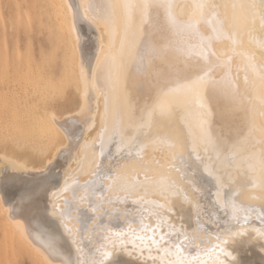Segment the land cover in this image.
Segmentation results:
<instances>
[{
    "label": "snow or ice",
    "instance_id": "6c2138e0",
    "mask_svg": "<svg viewBox=\"0 0 264 264\" xmlns=\"http://www.w3.org/2000/svg\"><path fill=\"white\" fill-rule=\"evenodd\" d=\"M81 7L83 20L98 21L90 16L91 4ZM155 7L166 9L178 41L153 21ZM176 7L186 20H177ZM106 10V23L119 18L121 48L127 44L137 72L148 73L157 59L175 57V63L154 76L148 73L155 95L142 104L128 103L123 115L119 108L110 110L106 100L99 125L90 116L83 121L87 129L75 119L62 126L66 138L76 140L70 147L83 155L82 184L67 173L61 183L55 155L32 169L13 160L0 168V204L24 222H40L34 242L48 264L57 259L58 264H252L253 250L264 264V119L258 124L256 118L257 108L264 118V43L260 56L244 53V95L251 90L258 101L252 114L238 109L214 129L205 102L209 92L241 95V69L233 76L232 56L225 53L222 60L216 46L228 41L244 48L243 37L257 22L264 31V0L231 5L116 0ZM80 17L75 7L73 27ZM192 40L198 43H188ZM231 50L236 53V47ZM80 55L81 76L95 78L92 58L84 48ZM95 60L99 66L100 57ZM218 69L224 70L219 80ZM108 72L106 83L112 80L111 65ZM173 77L180 87L172 86ZM66 193L71 195L62 197Z\"/></svg>",
    "mask_w": 264,
    "mask_h": 264
},
{
    "label": "bare ground",
    "instance_id": "6f19581e",
    "mask_svg": "<svg viewBox=\"0 0 264 264\" xmlns=\"http://www.w3.org/2000/svg\"><path fill=\"white\" fill-rule=\"evenodd\" d=\"M27 1L28 2L25 3V6H26V4H27V6L30 4L29 3L30 0H27ZM42 1L39 2V0H38V3H41L42 6L47 5V6H45V11L43 10L44 6L42 7L40 4H38L37 7L35 6L36 8L34 7V9L37 10L38 6H39V9L42 8L41 10L44 11V14H45L44 16H46L45 18L50 19V21L52 20L54 22V25H52V27H54L53 29H55V27H56L55 30H58V32H59V33L57 31L54 32V33L57 32V34H59V36H58L59 38L55 37L56 42L59 39L58 44L61 42L64 46H66V49H65V47L62 48L63 47V46H61L62 44L59 45V46H61V48L63 50L65 49V54H66V56H65L63 54L64 51L62 50L61 51L62 56H65V58L62 57L61 55H60V57L67 60V61L65 60L67 62V63L65 62L67 65H63V66H67L66 67L67 68L66 74H65V71H63V70L62 71L64 73L63 75L66 78L65 80H68L69 83L71 82V84L74 85L73 86L74 89L77 90V92H78V94H76V95H78V98H77L78 99V106L73 111L72 110H66L64 112H59L58 111L59 109L57 110L58 106L56 107L55 105H52V104L48 105L46 103H42V104L40 103L39 104L40 100H42V95L46 92V90L48 91L49 88H54L55 85L57 86V84L56 83L54 84V80H52L50 77L44 75V74L48 75L50 72V69H48L49 71L46 70V73H44V74L42 73L44 71V67L46 69L47 65H45L43 67V70L41 69L42 67L40 68V70L42 72L39 70V68L37 66H36L37 70L35 69L34 71L32 69L26 68V67L25 68L20 67L21 69L20 70L18 69L19 71L17 69H15L16 62L17 61L20 62V60H19L20 58L18 56H20V57L23 56V52L21 53V55H18L20 53L18 52V54H15L16 50L14 49L13 56L17 60L11 58V57H13L12 55H11V57H9V56L7 57L8 59L11 58L10 63L12 61L13 62L16 61L15 65L12 62L14 66H12V63L10 65V66H12L11 67L12 69L14 67V69H13L14 70L13 73L15 72V74H14L15 78L14 79L19 80V78H23L24 82L27 85H29V87H31V88L24 87V88H22L21 91L20 90L18 91L16 89H14L15 87L13 88L12 86H10V84L9 85L7 84L5 86L6 90L8 89L7 91L8 92L10 91L11 92L10 94L15 97L16 104L14 103V106H16V111H17V109L21 111V114L18 116V117H20L18 120L14 121V122L11 121L10 124H7V125L5 124V127L7 126V131H5L7 133V135H5V137L9 138V139L5 138V140L7 139L6 142L9 140L8 142H11L12 147L9 146V147H11L10 149L0 151V168H2L9 161H13V160L16 161L18 164H20L24 167H27L29 169H32L34 167L38 168L41 166L42 163H46L48 158H51L53 155H55L58 159V172H59V179H60L61 183L64 180L65 173H67V175L69 177L78 179L79 182L82 184L84 182V180L87 178L85 173L82 171L83 165L78 162V161H83V155L78 153V151L75 147H70V145H76V140L73 139L72 141H69L62 131V126H68V123H66V122L70 121V119H75L80 124H83V121L90 116H95L97 118V121H96L97 125H99V117L104 113L106 100H107V103H108L110 110L115 109V108H119L122 115H123L125 108H126V105L128 103L142 104L150 93L152 95H155V92L153 91V79L149 77L148 73H152L154 76L155 72L166 69L169 64L175 63V57H170L167 61H162L159 59L153 61L152 65L149 66V68H148V73H145L143 75L140 74L139 72H137L133 67V61H132L131 57L128 55L127 44L125 43L123 50L121 48V37L123 35V28H122V25L119 21V18L117 17L116 23H111V22L106 23L105 22L106 21V11H107L106 6L110 3L116 2V0H44L47 4L46 3L42 4ZM5 2H6V0H5ZM32 2H34V1L32 0ZM153 2L156 3L157 5H162V4H166V3H172L174 5H190V4H193L195 2H199V0H153ZM215 2L219 3V4L231 5V4L244 3L245 0H215ZM13 3H14L13 1L10 2V4H13ZM15 3H18V2L15 1ZM35 3H36V1H35ZM84 4H91L93 6L91 11H90V16H97L99 18L97 22H89V21H85L82 19L83 7H81V6ZM6 5H8L7 2L5 4V7H6ZM69 5H72L74 7L70 8ZM22 6H24V5H22ZM58 6H62V7H58ZM29 7L31 9L27 10L26 12L32 11L31 13L33 14L34 11H36V10L32 9L33 6L29 5ZM75 7L80 8L81 17L76 19L75 27H73V12H74ZM17 8L18 7H16V11L18 9H19V11L22 10V9H20V8H22L20 6L18 9ZM23 8H24V10H26L25 8H27V7H23ZM7 9H8V7H7ZM7 9H6V11H7ZM12 11H14V10H12ZM42 11H40V14L42 13ZM173 11L176 13L178 21H183V20L187 19L186 15L181 14V9L179 7L174 8ZM184 11L187 12V11H189V9L185 8ZM229 11H231V9H229ZM237 11H239V9H237ZM26 12L24 11V13H26ZM24 13H22L23 17H24ZM151 13H152V19L154 22L158 21L160 24L165 26V29H166V32H167L169 39H171L173 41H178L180 39V37L175 34V31L167 25V12H166V9L164 7H155L153 9H151ZM8 14H9V12H8ZM9 15H8V17H9ZM31 15L28 14V17L29 16L31 17ZM39 15L38 14L36 15V17H38V20L40 18ZM47 15L50 16L51 18L48 17ZM14 16H15V13H13V17ZM14 20H15V17H14ZM27 20H28V18L26 19V22H27ZM38 20L36 18V23L38 22ZM17 22L15 23V21H14L15 26H16V24H17V26L20 25L22 21H19L18 23ZM23 22H24V20H23ZM8 23H10V21H8ZM28 23H30V22L28 21ZM31 23H32V25H34V27L39 24V23L36 25L33 24L34 21H32ZM14 24L12 23L11 25H14ZM39 25H41V24H39ZM17 26L15 28H17ZM27 26H30V24L26 25V27ZM34 27H32V29ZM40 27H42V26H39V30L37 28H35V29H37L36 30L37 32L39 31V34H40ZM46 27H47V25H46ZM50 27H51V25H50ZM23 28H25V27L23 26ZM44 28H45V26L43 27V29ZM48 28H49V26H48ZM43 29H42V31H43ZM9 30H10V28H9ZM21 30H22L21 31V34H22L23 29H21ZM46 30H47V28H46ZM29 31H28V33H29ZM25 32H27V31H25ZM13 33H11V34L13 35ZM47 33H49V32H47ZM11 34H10V36L14 38V35L12 36ZM33 34H36V33H33ZM43 34H44V32H43ZM36 35H38V34H36ZM24 38H25V33H24ZM37 38H38V36H37ZM236 38L240 39L239 35H237ZM243 40H244V48H240L238 46L231 45L230 42H228V41H225L223 44H217V46H216L217 53H218V55H220L222 60L226 59V57L224 55L225 53H227V55H229V56H232V58H233V73H232V75L233 76H235V74H236V68L237 67H239L241 69L240 79L238 82V88H239V92L241 93V95L236 96L234 98L233 97H225L219 92H217L216 94L209 92L206 95L205 102H206V107L209 110V114L207 115L206 119L208 120L209 124L212 125V127L214 129H218L222 123H227V122L231 121L232 118L236 115L238 109L247 110V114L251 115L252 110H253V103H256L258 105V101L255 100V93L254 92L249 90L248 94L244 95L245 85H244L243 66H244V63H246V58H245V54H244L246 49L251 50V51H255L257 56L261 55L260 45H261V43H264V31H261L260 26H259V22H257L254 31H252L250 34L244 35ZM12 41H13V39H12ZM15 41H16V37L14 39V42ZM50 41L52 42V40H50ZM156 43H157V46L159 47L160 41L158 38H157ZM188 43L195 44V43H198V41L192 40V41H188ZM24 44H25V46H27V45H29V42L27 45H26V42L23 43V45H22L23 47H24ZM49 44L50 43L48 42V46L51 45V44L50 45ZM0 45H2L1 47H5V45L3 43ZM10 45H12L11 42H10ZM55 46H57V44H55ZM55 46H53V47H55ZM233 47H236V53H240V54H236V53L232 52L231 49ZM46 48H48V47H46ZM56 48H51V49L56 50ZM81 48H84L87 51L89 57L92 58V65L96 69L95 78H93L91 75H88L87 77H82L80 74V69H81L80 52H81ZM2 49L3 48L0 49V54L3 55L5 53ZM33 50L34 49L32 48V51L30 49L31 52L25 51L24 53L26 54L29 52L28 54H30V53L33 54V52H34ZM45 53H44V55H46ZM52 53H54V52L52 51ZM10 54H12V53H10ZM42 54H43V52H42ZM2 55L0 57H2ZM5 55H3V56L5 57ZM15 56H17V58ZM25 56L27 57V55H25ZM96 56L100 57V65L99 66L96 65V60H95ZM29 57H31V56H28L27 58H29ZM47 57H49V55ZM23 58L24 59H22L23 60L22 63L24 62V60H26L25 57H23ZM53 58H55V60H56V55L53 56ZM62 58H61V63L63 61ZM113 58H115L114 63H113ZM2 59L1 60L4 61V64H2V61H1L0 72L2 75L5 76V74H6V73L4 74L5 71L4 72L1 71V69L3 70L4 68H1V66L4 67L7 65V63L5 65V58H2ZM30 59H32V58H30ZM55 60L50 61V62L53 63V62H55ZM31 61H33V60H31ZM47 61H49V58H48V60H46V62ZM7 62H9V60ZM26 62L27 61H25L24 63L26 64ZM42 62H44V61H42ZM46 62H44V63H46ZM35 63H38V62H35ZM28 64H30V63H28ZM58 64H59V62H58ZM17 65H18V63H17ZM109 65H111L112 80H111V82L106 83V78L109 75V72H108ZM21 66H22V64H21ZM23 66H25V65H23ZM53 69H54V67H53ZM9 71H10V69H9ZM20 71H22L23 73L20 74ZM13 73L10 75H13ZM1 74H0V76H1ZM223 74H224V70L218 69L217 74H216V79L219 80L220 76ZM63 75L60 79H62L64 77ZM67 76H69V77L67 78ZM249 76L251 79V73L249 74ZM55 78H58V77H55ZM4 79H7V78L4 77ZM1 80H3V79H1ZM14 81H12V82H14ZM60 82H61V80H60ZM65 82L61 84L62 86H64L63 89L66 88V85L69 84L67 81H65ZM26 84H24V85H26ZM71 84H70V86L68 85L69 88L71 87ZM16 85L19 86L18 84H16ZM20 85H21V82H20ZM30 85H32V86H30ZM172 86L173 87H180V84L175 82V77H173ZM58 87L60 88L59 85H58ZM2 89H4L3 86H2ZM74 89H72V90H74ZM7 91H6V93H7ZM57 92L59 93V90ZM36 93L38 94L37 101L34 100L30 103L28 98L31 97L32 95L36 94ZM61 94L62 93H60V95ZM51 95H49V96H51ZM71 95L73 96V94H71ZM5 97L7 98L10 96H5ZM64 97H66V96H64ZM0 98H1V96H0ZM51 99H53V98H51ZM56 99L59 101L58 96ZM7 100H8V98H7ZM60 101H61V98H60ZM69 101H70V99H69ZM3 104H4V102H3ZM8 105L9 104H7L6 107ZM3 107H1V109ZM11 108H13V107H11ZM7 109H10V108H7ZM37 109H39V110H37ZM13 111H15V110L13 109ZM2 113H6V112H2ZM8 113H9V110H8ZM239 115L241 117H243L244 112L240 111ZM5 116H7V115H5ZM8 116H10V115H8ZM6 118H8V117H6ZM256 118H257L258 124H259L261 119H264V118H261L259 116V109L258 108H257ZM13 120H14V118H13ZM83 127L85 129H87L88 125L83 124ZM0 130H1V128H0ZM3 131H2V134H3ZM91 135H95V133H92ZM85 138L86 139L90 138V134L86 132ZM1 139H2V141H4V136H2ZM258 140H259V136L257 135L254 138L253 143L258 142ZM2 141H1V143H2ZM80 143H83V140H81ZM4 144H5V142H4ZM5 145H7V143ZM1 146L2 145H0V147ZM3 146H2V148H3ZM57 150H59V151H57ZM61 153H63V155H61ZM64 195L70 196L71 194L70 193L62 194V197ZM246 196H247V194H245V196H241L240 199H242V200L246 199ZM60 202L63 203L62 198H61ZM0 215H2V219H3L4 225H5L6 236L3 239H5L9 242L10 252L12 254L17 255V256H19V255L21 256V254L23 252H25V250H27L36 258V260L39 262V264H48V262H49L48 255L45 253L43 248L41 246H39L38 243L34 242V238L41 234V227L42 226L40 225V222L38 220H34L31 223L24 222L21 217H19L15 212H13L9 208V206L7 204H0ZM14 217H15V219H14ZM16 219H21L22 222L18 225L15 222ZM248 259L250 261H252V264H259L260 255L257 252H255V250H253L251 255L248 257ZM57 264H58V259H57Z\"/></svg>",
    "mask_w": 264,
    "mask_h": 264
},
{
    "label": "rangeland",
    "instance_id": "374dc122",
    "mask_svg": "<svg viewBox=\"0 0 264 264\" xmlns=\"http://www.w3.org/2000/svg\"><path fill=\"white\" fill-rule=\"evenodd\" d=\"M11 1H13L14 3L13 4H10V2ZM15 1L16 2H18V3H15ZM6 0V2L8 3V5L10 6H8V5H6V7H5V4H6V2H5V0H0V44H4L5 45V47H1L2 45H0V47L1 48H3L2 50L4 51V53L6 54H3V55H5V57L2 55V54H0V56L2 55V57H0L1 59L2 58H5V65H6V63H7V65L6 66H1V68H4L3 70L1 69V71H5V68L7 67V69L9 68L10 69V71H9V69H8V74H5V72H4V74H5V76L4 75H2L1 74V72H0V74H1V76H0V96H1V98H0V112L2 111V112H6V113H0V128H1V130H0V143H1V141H2V136H4V141H2V143L0 144V145H4L3 146V148H2V146L0 147V151H2V150H7V149H10L11 147H12V144H11V142H6V140L7 139H9V138H7V137H5V135H7V133L5 132V131H7V126L5 127V124L7 125V124H10V122L12 121V122H14V121H16V120H18L20 117H18L20 114H21V111L20 110H18L17 109V111H16V106H14V103L16 104V100H15V97L13 96V95H11L10 93V91L8 92L7 90H6V85L8 84H10V86H12L14 89H16V90H22V88H24V87H28V88H31V87H29V85H27L25 82H24V80H23V78H19V80H16V79H14L15 78V72L13 73V69H14V67H13V69L11 68L12 66H14L15 65V62L16 61H12L13 63H14V65H13V63H12V66H10L11 65V63H10V60H11V58H13V59H15L14 58V56H13V52H14V49L16 50V53L15 54H18V52L20 53V54H18V55H21V53L23 52V56H18L19 58V60H20V62H16V65H15V69H21L20 67H23V68H30V69H32L33 71L38 67L39 68V70H40V68L43 70V67L45 66V65H47L46 66V69H45V67H44V71L42 72L41 70V72L44 74V73H46V70L47 71H49L48 69H50V72H49V74L47 75V74H44V75H46V76H48V77H50L52 80H54V84L56 83L57 84V86L55 85V87L54 88H49L48 89V91L46 90V92L42 95V100H40V102H39V104L41 103H46V104H52V105H55L56 107H57V110L59 111V112H64V111H66V110H74V109H76L77 108V106H78V95H76V94H78V92H77V90H75L74 89V85L73 84H71V82L69 83L68 82V80H65L66 78H65V76L63 75L64 73H63V71H65V74H66V72H67V66H63V65H67L66 63V59H64L65 58V56H66V54H65V49H66V46H64L60 41V43L58 44V40H57V42H56V39H55V37L57 38L58 36H59V34H57V32H58V30H55L56 29V27H55V29H53L54 27H52V25H54V22L51 20L50 21V19H47V18H45L46 16H44L45 14H44V11H45V6H47V5H41V3H38V0H33L34 2H32V0H30V6H33L32 7V9H34V7L36 6L37 7V5L38 4H40L44 9V11H42L41 9H39V6H38V8H37V10L36 9H34V10H36V11H34V13L32 14L31 12L32 11H28V12H26L27 10H29V9H31L30 7H29V5L27 6V4H26V6H25V3L26 2H28L27 0ZM35 1H36V3H35ZM42 1V0H41ZM40 0H39V2H41ZM44 1V0H43ZM42 1V4L44 3H46L45 1L43 2ZM47 4V3H46ZM22 5H24V6H22ZM19 6L20 7H22V8H20V9H22V10H20L19 11ZM7 7H8V9H7ZM15 7V8H14ZM16 7H18L17 9V11H16ZM23 7H27V8H25L26 10H24V8ZM35 7V8H36ZM6 9H7V11L9 12V14H8V12L6 11ZM12 10H14V11H12ZM42 11V13L40 14V11ZM23 11V12H22ZM24 11L26 12V13H24ZM38 11V12H37ZM19 12V13H18ZM21 12V13H20ZM30 12V13H29ZM13 13H15V20H14V17H13ZM22 13H24V17H23V14ZM9 15V17H8V15ZM28 14L29 15H31V17L29 16L28 17ZM39 15V20H38V17H36V15ZM35 15V16H34ZM43 15V16H42ZM34 16V17H33ZM48 16V15H47ZM18 17V18H17ZM45 19H44V18ZM48 17H50V16H48ZM28 18V20H27V22H26V19ZM36 18H37V20H38V22L36 23ZM51 18V17H50ZM44 19V20H43ZM19 22V21H22L21 22V24L20 25H18L17 26V24H16V26H17V28H15L16 26H15V24H14V21H15V23L17 22V21ZM23 20H24V22H23ZM8 21H10V23H8ZM13 21V22H12ZM28 21L30 22V23H28ZM32 21H34V23L33 24H41V25H39V26H42V27H40V34H39V31L37 32L36 30L38 29L39 30V26L38 25H36L35 27H34V25H32ZM17 22V23H18ZM41 22V23H40ZM52 22V23H51ZM14 24V25H11V24ZM30 24V26H27L26 27V25H29ZM11 25V26H10ZM45 26V30L43 29V27ZM46 25H47V27H46ZM50 25H51V27H50ZM23 26L25 27V28H23ZM48 26H49V28H48ZM32 27H34L33 29H32ZM9 28H10V30H9ZM19 28V29H18ZM35 28H37V29H35ZM46 28H47V30H46ZM52 28V29H51ZM21 29H23V35L21 34ZM42 29H43V31H42ZM14 30V31H13ZM30 30V31H29ZM25 31H27V32H25ZM28 31H29V33H28ZM55 31H57L56 33H54ZM14 32V33H13ZM17 32V33H16ZM43 32H44V34H43ZM47 32H49V33H47ZM11 33H13V35H14V38L13 37H11L10 36V34ZM24 33H25V38H24ZM33 33H36V34H38V35H36V34H33ZM59 33V32H58ZM42 34V35H41ZM55 34V35H54ZM12 35V34H11ZM12 35V36H13ZM13 39V41H12V39L10 38V37ZM37 36H38V38H37ZM15 37H16V41L14 42V39H15ZM52 37V38H51ZM50 38V39H49ZM55 40H54V39ZM59 38V37H58ZM25 41H24V40ZM40 39V40H39ZM19 40V41H18ZM50 40H52V42L50 41ZM21 41V42H20ZM37 41V42H36ZM10 42L12 43V45H10ZM26 42V45L28 44V42H29V45H27V46H25V44H24V47L22 46L23 45V43H25ZM43 42V43H42ZM48 42L51 44H49L50 46H48ZM9 44V45H8ZM15 44V45H14ZM17 44V45H16ZM43 44V45H42ZM55 44H57V46H55ZM62 44V45H61ZM3 45V46H4ZM59 45H61V46H63L62 48H64L65 47V49L63 50L62 48H61V46H59ZM40 46V47H39ZM45 46V47H44ZM53 46H55V47H53ZM59 46V47H58ZM27 47V48H26ZM31 47V48H30ZM46 47H48V48H46ZM57 47V48H56ZM0 48V49H1ZM32 48L34 49L33 51V54L32 53H30V54H28V53H24L25 51L27 52V51H30V49H31V51H32ZM47 50H46V49ZM51 48H56V50L55 49H51ZM61 48V49H60ZM58 49V50H57ZM38 50V51H37ZM44 50V51H43ZM51 50V51H50ZM64 51L63 52V54L65 55V56H62V53H61V51ZM30 51V52H31ZM47 51V52H46ZM52 51L54 52V53H52ZM59 51V52H58ZM42 52H43V54H42ZM46 52V53H45ZM10 53H12V54H10ZM44 53L46 54V55H44ZM10 54V55H9ZM40 54V55H39ZM11 55L13 56V57H11ZM25 55H27V57L28 56H31V57H29V58H27ZM39 55V56H38ZM49 55V57H47ZM56 55V60H55V58H53V56H55ZM60 55L62 56V57H64V58H62V57H60ZM11 57L10 59H8L7 57ZM17 56H15L16 58H17ZM59 56V57H58ZM23 57H25L26 58V60H24V62L25 61H27L26 62V64L28 65H26L24 62V64L22 63V59H24ZM39 57V58H38ZM59 59H58V58ZM7 58V59H6ZM30 58H32V59H30ZM45 58V59H44ZM48 58H49V61H47L46 62V60H48ZM61 58L63 59V61H62V63H61ZM0 59V65H1V61L3 60H1ZM29 59V60H28ZM43 59V60H42ZM53 59V60H52ZM9 60V62H7ZM15 60H17V59H15ZM31 60H33V61H31ZM55 60V62H50V61H54ZM59 60V61H58ZM66 60V61H65ZM29 61V62H28ZM42 61H44V62H46V63H44V62H42ZM33 62V63H32ZM35 62H38V63H35ZM57 62V63H56ZM58 62H59V64H58ZM66 62V63H65ZM17 63H18V65H17ZM28 63H30V64H28ZM64 63V64H63ZM2 64H4V61H2ZM21 64H22V66H21ZM39 64V65H38ZM42 64V65H41ZM53 64V65H52ZM62 64V65H61ZM23 65H25V66H23ZM41 65V66H40ZM52 65V66H51ZM10 66V67H9ZM17 66V67H16ZM33 66V67H32ZM37 66V67H36ZM61 66V67H60ZM35 67V68H34ZM49 67V68H48ZM53 67H54V69H53ZM60 69V70H59ZM18 70V71H19ZM37 70V69H36ZM63 70V71H62ZM53 71V72H52ZM10 72V73H9ZM52 72V73H51ZM13 73V75H10V74H12ZM21 73H23L22 71H20V74ZM48 73V72H47ZM62 73V74H61ZM58 74V75H57ZM10 78H8L7 76ZM50 75V76H49ZM62 75L64 76L62 79H60L61 77H62ZM14 76V77H13ZM52 76V77H51ZM4 77L5 78H7V79H4ZM55 77H58V78H55ZM69 76H67V78H68ZM1 79H3V80H1ZM15 80V81H14ZM21 80V81H20ZM60 80H61V82H60ZM64 80V81H63ZM4 81V82H3ZM12 81H14V82H12ZM17 81V82H16ZM65 81H67L69 84V86H70V84H71V87L69 88L68 87V85H66L67 83L65 82ZM10 82V83H9ZM16 82V83H15ZM20 82H21V85H20ZM66 83L65 85H66V88H64L63 89V87L64 86H62L61 84L62 83ZM6 83V84H5ZM15 84V85H14ZM16 84H18L19 86H17ZM24 84H26V85H24ZM58 85L60 86V88L58 87ZM2 86L4 87V89L7 91V93H6V91L4 90V89H2ZM30 86H32V85H30ZM62 86V87H61ZM21 87V88H20ZM59 89H58V88ZM57 88V89H56ZM69 89V90H68ZM72 89H74V90H72ZM55 90V91H54ZM59 90V93L57 92ZM73 91V92H72ZM2 92V93H1ZM49 92V93H48ZM56 93V94H55ZM58 93V94H57ZM60 93H62L61 95H60ZM64 93V94H63ZM66 93V94H65ZM5 94V95H4ZM52 94V95H51ZM71 94H73V96L71 95ZM49 95H51V96H49ZM3 96V97H2ZM5 96H10V97H7L8 98V100H7V98L5 97ZM37 96H38V94L36 93V94H34V95H32L31 97H29L28 98V100L30 101V103L32 102V101H37ZM45 96V97H44ZM53 96V97H52ZM55 96V97H54ZM57 96H58V99H59V101L56 99L57 98ZM64 96H66V97H64ZM5 97V98H4ZM76 97V98H75ZM14 98V99H13ZM51 98H53V99H51ZM60 98H61V101H60ZM63 98V99H62ZM69 99H70V101H69ZM75 99V100H74ZM4 100V101H3ZM7 100V101H6ZM56 100V101H55ZM3 102H4V104H3ZM12 102V103H11ZM67 102V103H66ZM75 103V104H74ZM3 104V105H2ZM7 104H11L9 107L7 106L6 107V105ZM77 104V105H76ZM62 105V106H61ZM4 106V107H3ZM1 107H3L2 109L4 110H2L1 109ZM11 107H13V108H11ZM7 108H10V109H7ZM65 108V109H64ZM69 108V109H68ZM13 109L16 111H13ZM61 109V110H60ZM6 110V111H5ZM8 110H9V113H8ZM12 110V111H11ZM37 110H39V109H37ZM11 111V112H10ZM5 115H7V116H5ZM8 115H10V116H8ZM3 116V117H2ZM6 117H8V118H6ZM14 118V120H13V118ZM18 117V118H17ZM4 118V119H3ZM11 118V119H10ZM7 119V120H6ZM9 120V121H8ZM3 122V123H2ZM5 122V123H4ZM7 122V123H6ZM6 128V129H5ZM4 131H3V130ZM2 131H3V134H2ZM5 133V134H4ZM5 138H7L6 140H5ZM4 142H5V144L7 143V145H5L4 144ZM10 145H9V144ZM9 146H11V147H9ZM8 147V148H7ZM6 148V149H5ZM6 236V234H5V225H4V221H3V219H2V215H0V264H39V262L36 260V258L30 253V252H28L27 250H25V252H23L22 254H21V256L19 255V256H17V255H15V254H12L11 252H10V246H9V242L7 241V240H5V239H3L4 237Z\"/></svg>",
    "mask_w": 264,
    "mask_h": 264
}]
</instances>
